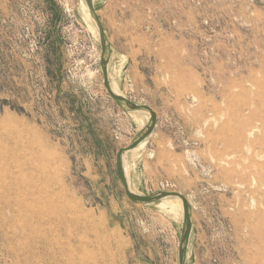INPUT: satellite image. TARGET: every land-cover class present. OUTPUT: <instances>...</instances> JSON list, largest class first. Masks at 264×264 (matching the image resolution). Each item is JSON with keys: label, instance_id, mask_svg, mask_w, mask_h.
<instances>
[{"label": "rangeland", "instance_id": "obj_1", "mask_svg": "<svg viewBox=\"0 0 264 264\" xmlns=\"http://www.w3.org/2000/svg\"><path fill=\"white\" fill-rule=\"evenodd\" d=\"M94 7L113 87L157 115L131 190L187 198L185 264H264V0ZM99 59L84 0H0V264H177L180 200L134 203L115 170L148 113Z\"/></svg>", "mask_w": 264, "mask_h": 264}, {"label": "water", "instance_id": "obj_2", "mask_svg": "<svg viewBox=\"0 0 264 264\" xmlns=\"http://www.w3.org/2000/svg\"><path fill=\"white\" fill-rule=\"evenodd\" d=\"M90 17L92 18L96 27L99 45H100V59L99 66L102 74V85L108 96L123 110L128 112H147L148 118L145 125L134 135L130 142L119 148L115 155V170L118 175L119 181L124 189V192L129 200L139 204L156 203L165 198L176 197L181 202L182 209V227L177 247V264H185L187 248L189 245L190 237L192 234V219H191V206L187 198L177 191L158 190L148 194H138L130 189L129 182L124 170V158L127 152L137 148L141 143L148 139L156 126L157 115L156 112L149 106L136 103L127 98L118 89L113 87L108 73V66L110 60L111 46L108 41L106 32L101 23L100 17L94 7V0H84Z\"/></svg>", "mask_w": 264, "mask_h": 264}, {"label": "crops", "instance_id": "obj_3", "mask_svg": "<svg viewBox=\"0 0 264 264\" xmlns=\"http://www.w3.org/2000/svg\"><path fill=\"white\" fill-rule=\"evenodd\" d=\"M111 46V45H110ZM110 54H111V52H110ZM108 70H109V66H108ZM118 89V88H117ZM119 90V89H118ZM120 91V90H119ZM121 92V91H120ZM122 93V92H121ZM126 96V95H125ZM127 97V96H126ZM128 98V97H127ZM138 147H140V146H138ZM135 148V149H133V150H131V151H129V152H127V154H126V157H134V158H136L137 157V155H139L140 154V148ZM130 158V159H131ZM132 179H134V177H133V172L130 170V172H129V186L132 188V186H131V182H132ZM133 189V188H132ZM134 190V189H133Z\"/></svg>", "mask_w": 264, "mask_h": 264}, {"label": "bare ground", "instance_id": "obj_4", "mask_svg": "<svg viewBox=\"0 0 264 264\" xmlns=\"http://www.w3.org/2000/svg\"><path fill=\"white\" fill-rule=\"evenodd\" d=\"M93 21V20H92ZM131 189V188H130Z\"/></svg>", "mask_w": 264, "mask_h": 264}]
</instances>
